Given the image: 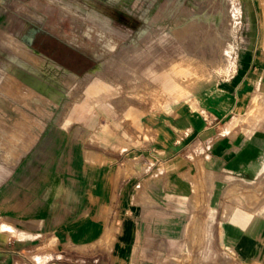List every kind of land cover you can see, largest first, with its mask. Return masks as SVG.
Instances as JSON below:
<instances>
[{"label": "rangeland", "instance_id": "obj_1", "mask_svg": "<svg viewBox=\"0 0 264 264\" xmlns=\"http://www.w3.org/2000/svg\"><path fill=\"white\" fill-rule=\"evenodd\" d=\"M232 5L230 0H0V225L24 218L26 213L15 211L19 204L37 201L39 211L47 204L53 184L69 175L71 145L94 143L102 134L105 140L125 139L127 126H141L149 109H169L230 75L237 27L229 20ZM34 29L47 35L40 37V48L26 39ZM29 51L35 59L29 62L50 76L47 83L66 86L59 100L31 89V74L18 61H28ZM93 81L110 92L88 98ZM259 97L251 117L264 131V88ZM77 106L82 108L75 116ZM50 131L60 135L54 152L50 143L43 144ZM236 183H230L224 208L241 197L264 210V179L234 188ZM197 202L206 209L205 201ZM218 209L192 213L197 235L184 246H164L169 264H236L218 241Z\"/></svg>", "mask_w": 264, "mask_h": 264}, {"label": "crops", "instance_id": "obj_2", "mask_svg": "<svg viewBox=\"0 0 264 264\" xmlns=\"http://www.w3.org/2000/svg\"><path fill=\"white\" fill-rule=\"evenodd\" d=\"M235 2L231 74L169 109H149L125 139L71 145L69 175L47 204H19L24 218L0 225V264H169L164 246L186 245L197 235L192 213L209 207L219 208L218 241L236 264H264L262 204L240 197L224 208L230 183L264 179V131L251 117L264 88V0ZM109 92L93 81L87 96ZM59 139L50 131L43 144L54 152Z\"/></svg>", "mask_w": 264, "mask_h": 264}, {"label": "bare ground", "instance_id": "obj_3", "mask_svg": "<svg viewBox=\"0 0 264 264\" xmlns=\"http://www.w3.org/2000/svg\"><path fill=\"white\" fill-rule=\"evenodd\" d=\"M163 14V13H162ZM167 16V15H166ZM28 61L27 60H24V59H21V58H18V61L20 63H22L24 66L23 67V70L30 75V78L28 79V83L31 87V89H35V91H39V92H42V93H47V95L52 99V100H59L60 97L64 94V91H65V85L61 84V83H57V84H49L47 83V79H51L49 78L50 76H46L44 75L42 72L40 73V70L37 66H39V64H37L36 62V65L35 64H32L30 63L29 61L31 62H34L35 59L32 58L31 54H30V51H29V56L27 57ZM43 59V58H42ZM20 70V69H19ZM18 70V71H19ZM22 70V71H23ZM18 71H15L18 73ZM14 72V74H16ZM37 73H40L42 76L44 75L46 80L44 78H42L41 76L37 75ZM43 76V77H44ZM20 77V76H19ZM9 80H6L4 82V89L5 90H8L9 89ZM12 82V81H11ZM71 82V81H70ZM15 83V82H14ZM16 84V83H15ZM18 85V84H17ZM66 85H71L69 84V82H67ZM16 88V87H15ZM33 89V90H34ZM46 95V94H45Z\"/></svg>", "mask_w": 264, "mask_h": 264}, {"label": "flooded vegetation", "instance_id": "obj_4", "mask_svg": "<svg viewBox=\"0 0 264 264\" xmlns=\"http://www.w3.org/2000/svg\"><path fill=\"white\" fill-rule=\"evenodd\" d=\"M44 34V36H46L47 38V35L45 33H43L42 31L38 30V29H34L33 31H31V36L33 37V42H32V45H35L37 47L38 46V41H40V37ZM45 42V40H43ZM40 48V47H39ZM33 49L35 52H40L34 48H31ZM72 50V49H71ZM54 61V60H53ZM63 67V66H62ZM65 68V67H64Z\"/></svg>", "mask_w": 264, "mask_h": 264}, {"label": "water", "instance_id": "obj_5", "mask_svg": "<svg viewBox=\"0 0 264 264\" xmlns=\"http://www.w3.org/2000/svg\"><path fill=\"white\" fill-rule=\"evenodd\" d=\"M26 39H27L28 43L32 45L33 37L32 36H26Z\"/></svg>", "mask_w": 264, "mask_h": 264}]
</instances>
